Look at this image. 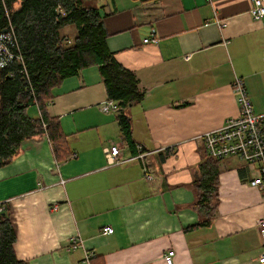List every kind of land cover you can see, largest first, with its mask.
Instances as JSON below:
<instances>
[{"label": "crops", "instance_id": "obj_1", "mask_svg": "<svg viewBox=\"0 0 264 264\" xmlns=\"http://www.w3.org/2000/svg\"><path fill=\"white\" fill-rule=\"evenodd\" d=\"M104 6L107 45L144 91L129 109L133 149L125 140L97 65L53 89L47 110L58 119L66 150L35 136L0 168V203L17 232L16 255L30 264H259L264 252V188L234 157L220 159L219 203L200 223L194 181L205 160L201 135L239 115L236 76L255 112H264V17L252 0H95ZM68 27V26H67ZM62 29V34L74 37ZM154 30V32H153ZM157 42H144L146 38ZM39 117L36 105L28 110ZM125 157L110 165L104 147ZM66 153H71L70 157ZM56 206V207H55ZM110 226L113 233H105ZM74 237L83 246L71 250Z\"/></svg>", "mask_w": 264, "mask_h": 264}, {"label": "trees", "instance_id": "obj_2", "mask_svg": "<svg viewBox=\"0 0 264 264\" xmlns=\"http://www.w3.org/2000/svg\"><path fill=\"white\" fill-rule=\"evenodd\" d=\"M94 1L0 0V32L13 26L24 59L23 64L14 62L0 69V168L16 157L25 141L40 135H48L55 155L62 156L64 135L58 119L47 110L48 102L65 78L90 65L99 67L109 100L119 105L117 117L124 138L135 149L129 109L143 99L144 91L136 74L117 62L108 49L105 7ZM67 26L77 29L74 37L62 34ZM34 105L39 117L28 112ZM219 162L205 151L194 181L199 224L210 225L216 216ZM16 241L15 225L5 209L0 214V264H30L17 257Z\"/></svg>", "mask_w": 264, "mask_h": 264}, {"label": "built area", "instance_id": "obj_3", "mask_svg": "<svg viewBox=\"0 0 264 264\" xmlns=\"http://www.w3.org/2000/svg\"><path fill=\"white\" fill-rule=\"evenodd\" d=\"M9 15L8 10L6 11ZM251 14L254 19L264 17V0H252ZM154 32V30H153ZM71 43V39H67ZM144 42H157L156 38H146ZM23 55L18 48L17 37L13 26L0 32V69L7 68L14 62L23 64ZM264 61V55H263ZM233 93L239 105V115L226 120L219 128L207 131L201 135L206 153L215 159L234 157L241 160L251 169L250 183L264 188V112L257 113L248 94L246 82L242 77L236 76L232 83ZM105 112L119 111L116 101L108 100L102 105ZM44 126L46 124L44 123ZM139 153L136 157H125L119 144H111L104 147L105 157L110 165L122 164L134 158L143 159L148 152L142 145H138ZM56 207V206H55ZM6 209L4 203H0V214ZM264 228V219L259 221ZM105 233H113L110 226L104 227ZM80 237H74L70 243V249L76 250L82 247ZM175 250L169 249L164 255L166 264H174ZM98 254L94 251H85L80 264H92V260ZM259 264H264V252L259 257Z\"/></svg>", "mask_w": 264, "mask_h": 264}, {"label": "rangeland", "instance_id": "obj_4", "mask_svg": "<svg viewBox=\"0 0 264 264\" xmlns=\"http://www.w3.org/2000/svg\"><path fill=\"white\" fill-rule=\"evenodd\" d=\"M64 31H66L70 34H74L76 32V29L74 26H68Z\"/></svg>", "mask_w": 264, "mask_h": 264}]
</instances>
